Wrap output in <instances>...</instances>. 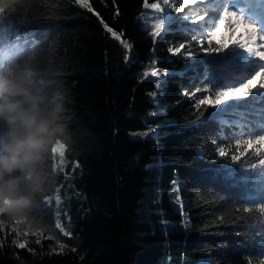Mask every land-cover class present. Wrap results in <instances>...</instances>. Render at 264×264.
<instances>
[{"label": "trees", "instance_id": "1", "mask_svg": "<svg viewBox=\"0 0 264 264\" xmlns=\"http://www.w3.org/2000/svg\"><path fill=\"white\" fill-rule=\"evenodd\" d=\"M21 2L0 0V7H17ZM90 2L99 17L74 0H31L24 12L4 21L0 71L9 66L11 57L22 67L26 62L35 66L41 110L47 114L61 108L62 112L40 165L45 190L36 195L31 216L16 226L28 232V247L35 251L10 245L15 234L7 239L5 234L13 219L0 213L4 242L0 264H17L15 254L30 264H186V258H210L213 264H264V243L257 234L261 214L244 212L247 204L241 200L257 197L261 187L228 189L212 181L214 170L227 158L219 157L211 144L218 137L196 127L199 120L182 96L190 73L171 75L184 71L189 63L168 51L181 41L180 35L154 39L146 23L154 12L145 8L144 0ZM100 18L122 34L132 45L130 51L111 37ZM20 19L25 23L19 24ZM10 24L18 25L35 43L10 44ZM220 30L219 41L231 44L237 39L234 28L221 25ZM153 62L170 73L159 90L157 79L143 76ZM153 92L155 98L150 96ZM157 108L165 111L150 115ZM150 128L157 131L133 135ZM6 130L0 119V141ZM59 140L65 143L70 162L82 167L77 187L92 206L89 216L76 215L66 225L73 233L70 239L54 228L56 212L44 204L64 178L55 171L53 148ZM200 149L204 158L196 155ZM40 229L51 230L66 245L63 251H49L58 246L54 240L41 238L38 245L33 233Z\"/></svg>", "mask_w": 264, "mask_h": 264}, {"label": "snow or ice", "instance_id": "2", "mask_svg": "<svg viewBox=\"0 0 264 264\" xmlns=\"http://www.w3.org/2000/svg\"><path fill=\"white\" fill-rule=\"evenodd\" d=\"M30 2L31 0H22L17 7H0V48L5 45L4 21L17 12H24ZM74 2L95 13L90 0ZM144 6L155 13L146 20L154 39L173 33L181 37V41L170 45L168 51L172 56H179L189 63L184 71L173 72L171 75L185 76L190 73L187 76L189 87L182 90V96L188 98L194 115L199 120L196 127L208 129L209 136H217L218 139H212L211 144L215 145L219 157L227 158L221 167L214 170L212 181L219 182L221 187L228 189L247 190L250 185H260L261 191L257 197L242 196L241 200L247 204L242 208L244 212L256 211L261 214L257 234L261 243H264V0H154L152 3L144 0ZM95 15L99 17V13ZM232 16L257 31L247 33V39L238 37L231 44L217 40L221 25L234 27L230 20ZM99 22L114 40L119 41L126 50H131L132 45L124 40L121 33L102 18ZM18 23L24 24L25 21L20 19ZM7 34L10 44L22 47L35 43L34 38L22 33L18 25L10 24ZM168 75L170 73L167 70L155 67V62L143 74L144 78H157V90L161 84L167 83V80L161 78ZM150 96L155 98L156 92L150 93ZM209 108L211 111H208ZM164 111L157 108V112L150 115ZM155 131L157 130L150 128L148 132L133 135L148 136ZM64 147H54L53 153L59 150V155L63 157ZM196 155L204 158L203 150H198ZM56 201H59V196ZM51 203V197L45 198L46 208ZM0 213H4L2 209ZM20 223V219H13L5 238L14 233L12 244L18 249L34 253L35 250L28 247V232L22 233L16 227ZM54 228L63 237L70 239L73 235L58 214ZM22 235L25 237L23 240L20 239ZM33 235L38 237V245L42 243V238L56 241L61 252L66 247L51 234V230L40 229ZM244 243L247 244L246 241ZM3 246L4 242L0 241V247Z\"/></svg>", "mask_w": 264, "mask_h": 264}, {"label": "clouds", "instance_id": "3", "mask_svg": "<svg viewBox=\"0 0 264 264\" xmlns=\"http://www.w3.org/2000/svg\"><path fill=\"white\" fill-rule=\"evenodd\" d=\"M8 65L0 71V119L7 129L0 141V209L10 219H27L36 208V195L45 190L40 165L62 109L47 114L41 110L35 66L26 62L22 67L15 57Z\"/></svg>", "mask_w": 264, "mask_h": 264}, {"label": "rangeland", "instance_id": "4", "mask_svg": "<svg viewBox=\"0 0 264 264\" xmlns=\"http://www.w3.org/2000/svg\"><path fill=\"white\" fill-rule=\"evenodd\" d=\"M155 13L149 15V18L154 16ZM231 21L234 25V29L237 31V38L243 36L244 39H247V33L257 31L251 25H246L243 22H238L236 16L231 17ZM222 38L221 30L217 35L216 39ZM162 77L161 79H164ZM157 79V78H154ZM60 145L65 143L62 140H59L54 147L59 149ZM54 149V148H53ZM64 151V156L59 155V150L54 153L56 164L55 171L58 177L63 176V181L58 187L55 195L51 196L52 203L49 205L52 209L55 210L56 216L59 215L61 221L66 225H69L74 216L80 215L82 217H87L92 211V206L89 204L86 194L83 190L77 187V182L82 176V167L77 162H70V160L65 155V147L62 149ZM63 161V163H61ZM62 169V170H61ZM59 196V201H56V197ZM70 218V219H69ZM12 241V240H11ZM10 245H13L10 242ZM14 246V245H13ZM55 249L56 251H53ZM51 253H60L58 246H53L49 250ZM15 260L17 264H30L25 259L20 258L18 254H15ZM186 264H213L210 258H186Z\"/></svg>", "mask_w": 264, "mask_h": 264}, {"label": "bare ground", "instance_id": "5", "mask_svg": "<svg viewBox=\"0 0 264 264\" xmlns=\"http://www.w3.org/2000/svg\"><path fill=\"white\" fill-rule=\"evenodd\" d=\"M13 46V45H12ZM17 46V45H16Z\"/></svg>", "mask_w": 264, "mask_h": 264}]
</instances>
